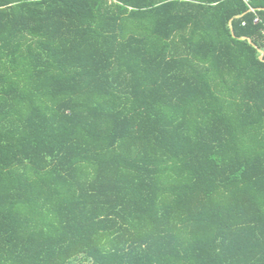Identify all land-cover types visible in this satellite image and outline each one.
Returning a JSON list of instances; mask_svg holds the SVG:
<instances>
[{
  "label": "trees",
  "instance_id": "obj_1",
  "mask_svg": "<svg viewBox=\"0 0 264 264\" xmlns=\"http://www.w3.org/2000/svg\"><path fill=\"white\" fill-rule=\"evenodd\" d=\"M0 264H264V0H0Z\"/></svg>",
  "mask_w": 264,
  "mask_h": 264
},
{
  "label": "built area",
  "instance_id": "obj_2",
  "mask_svg": "<svg viewBox=\"0 0 264 264\" xmlns=\"http://www.w3.org/2000/svg\"><path fill=\"white\" fill-rule=\"evenodd\" d=\"M245 1H248V0H245ZM253 10V8H251Z\"/></svg>",
  "mask_w": 264,
  "mask_h": 264
}]
</instances>
